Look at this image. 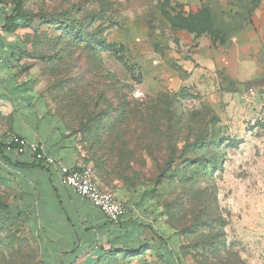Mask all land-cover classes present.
Segmentation results:
<instances>
[{
  "label": "rangeland",
  "instance_id": "1",
  "mask_svg": "<svg viewBox=\"0 0 264 264\" xmlns=\"http://www.w3.org/2000/svg\"><path fill=\"white\" fill-rule=\"evenodd\" d=\"M22 6L31 19L16 35L28 72L51 110L65 116L105 186L153 188L178 232V264H264L262 52L251 50L260 65L254 75L235 81L182 68L198 50L226 52L241 37L264 32V0H23ZM178 17L195 25L170 20ZM126 103L137 115L138 142L145 132L158 146L136 150L128 166L110 170L98 129L118 121ZM165 157L174 160L166 165ZM27 230L23 219L0 209V264H38ZM169 261L113 255L101 264Z\"/></svg>",
  "mask_w": 264,
  "mask_h": 264
},
{
  "label": "crops",
  "instance_id": "2",
  "mask_svg": "<svg viewBox=\"0 0 264 264\" xmlns=\"http://www.w3.org/2000/svg\"><path fill=\"white\" fill-rule=\"evenodd\" d=\"M16 34L8 36L0 28V209L26 222L37 263L101 264L113 255L155 256L157 250L172 261L178 239L149 188L124 183L108 187L96 178L127 206L124 215L111 221L92 202L60 182L57 166L40 165L29 151L17 154L3 148L15 134L42 144L49 156L69 168L92 166L77 137L52 112L36 80L28 70L20 72L25 59ZM262 48L264 32H252L226 52L210 47L198 50L182 68L201 76L222 72L235 81L244 74L254 75L260 65L257 58H250L251 50L257 55L262 52L264 59ZM193 62L198 64L196 68L190 66Z\"/></svg>",
  "mask_w": 264,
  "mask_h": 264
},
{
  "label": "trees",
  "instance_id": "3",
  "mask_svg": "<svg viewBox=\"0 0 264 264\" xmlns=\"http://www.w3.org/2000/svg\"><path fill=\"white\" fill-rule=\"evenodd\" d=\"M22 5H23V0H11V1L0 0V28L2 32L8 36H14L18 30L28 27L29 20L31 19V14L28 12H25L23 10ZM170 20L172 21V23L180 24V25L182 24L183 27L188 28V29H190V27H193V25H195V20L193 19L191 20L189 18L178 17L177 19H170ZM196 25H197V20H196ZM24 51H25V46L22 43V47L20 51V54H22V56H23ZM28 69H29V66L25 63L21 67L20 72L27 71ZM129 105L130 103H126V105H124L125 114L121 113L119 115L118 121L111 122L103 126L98 125V124L96 125V126H102L100 129H98V130H101L100 131L101 133L98 135H99V140L101 141L102 148L105 149V151L102 153V157L104 159V165H106L108 169L109 167H111L110 170H117L116 169L118 168L117 164H120V163H126L128 166V164L131 161L138 158L136 157V153H135L136 150L141 149L142 151L150 152L154 145L158 146V144H154L152 146L153 141L149 140L150 135L146 134L145 132H143L145 134L144 140H142L141 142H138V140L136 139L137 125H133V120L137 117V115H136V112L132 108H130ZM79 109L82 110L81 108ZM53 113L59 119H61L64 125H66V127L69 129L68 124L65 121V116L59 113H56V112H53ZM129 117L133 119H129ZM104 135H105V138L103 139ZM162 144H164V142H162ZM3 148H5V144L3 145ZM124 150H127V152H125ZM163 159H164V162H166L165 163L166 165L171 164L172 161L174 160L171 157H165ZM114 160H116V163H114ZM111 164L112 165L114 164V166H111ZM102 165H103L102 163L98 165V168L99 166L101 167ZM92 167L96 174V178H98L102 182L94 165H92ZM102 173H105V170ZM159 177L160 176H158L157 181ZM124 184L127 186H132V187L139 186L135 184H128L127 182H124ZM144 187L149 188L153 192L154 197L156 198L157 202L163 207V210L166 215L167 224L172 228L176 239H178V232L168 222L167 214H166L167 212L163 204H161L158 201L153 188L150 186H144ZM175 247H176V250L173 254V258L171 261L172 264H178L179 261H181V257H180L181 253H179V249L181 246L179 247V245H175ZM156 255L161 257L162 259L166 258L162 254H160L158 250H157Z\"/></svg>",
  "mask_w": 264,
  "mask_h": 264
},
{
  "label": "built area",
  "instance_id": "4",
  "mask_svg": "<svg viewBox=\"0 0 264 264\" xmlns=\"http://www.w3.org/2000/svg\"><path fill=\"white\" fill-rule=\"evenodd\" d=\"M5 148L14 150L17 154L29 151L33 154L37 163L42 166L55 165L60 171V182L73 189L78 195L84 197L99 208L108 219L117 221L127 210L126 204L118 199L115 193L101 186L91 165L80 168H69L59 160L49 156L44 146L37 142H28L25 139L12 134L5 142Z\"/></svg>",
  "mask_w": 264,
  "mask_h": 264
}]
</instances>
